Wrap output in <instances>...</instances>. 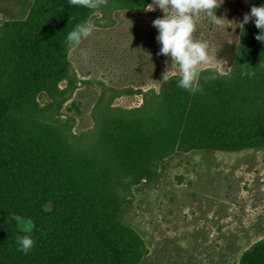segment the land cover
I'll return each mask as SVG.
<instances>
[{"label": "rangeland", "instance_id": "374dc122", "mask_svg": "<svg viewBox=\"0 0 264 264\" xmlns=\"http://www.w3.org/2000/svg\"><path fill=\"white\" fill-rule=\"evenodd\" d=\"M42 3L0 0V66L13 37L32 32L44 15ZM255 4L220 0L219 26L196 15L193 39L208 43L210 63L199 66L196 94L161 101L155 96L162 86L179 77L173 65L163 79L165 62L170 68L172 61L157 54L152 26L163 11L152 0L153 10L141 13L103 0L84 20L90 35L76 49L66 47L58 78L13 106L10 131L53 151L76 183L97 189L111 230L129 243L130 264H242L264 242V147L191 137L203 127L210 136L229 117L264 123V44L255 39L257 28L256 52L243 43L252 21L242 31L234 26ZM12 76L5 85L0 72L2 95L17 94ZM214 83L216 93H202ZM171 110L178 119L169 117ZM124 128L150 138L170 133L159 143L139 141L137 153L149 147L152 154L124 164L106 140L109 131Z\"/></svg>", "mask_w": 264, "mask_h": 264}, {"label": "trees", "instance_id": "16d2710c", "mask_svg": "<svg viewBox=\"0 0 264 264\" xmlns=\"http://www.w3.org/2000/svg\"><path fill=\"white\" fill-rule=\"evenodd\" d=\"M41 1L44 15L34 23L32 32L13 37L7 59L0 66L5 85L10 83L8 77L13 74L12 83L21 96L17 97L15 92L0 93V264H130L129 243L111 230L97 189L76 183L60 169V161L53 151L22 141L15 130L10 131L8 120L15 102L24 101L32 90L46 87L58 78L67 47L65 37L91 12L80 0ZM115 1L118 8L135 13H141L151 2ZM254 1L255 6L264 4V0ZM246 29L243 43L256 52L252 44L256 27L250 23ZM178 79L169 78L155 97L166 101L180 98L186 92L196 94L198 81L189 91L177 87ZM215 83L202 93H216L219 86ZM217 97L210 98L218 100ZM167 114L178 119L175 110ZM231 118L228 122L227 119L220 122L210 136L206 134L208 128L203 127L191 137L199 141L209 138L218 144L229 140L236 143L238 149L264 147V123L247 124ZM167 133L170 131H159L150 138L143 130L124 128L109 131L106 140L120 149L119 160L125 164L133 162L137 156L142 160L152 154L149 147L137 153L139 141L159 143V137ZM11 213L22 215L30 223L17 226L5 222ZM24 234L30 235L35 242L26 255L16 251V237ZM243 259L242 264H264V242L253 247Z\"/></svg>", "mask_w": 264, "mask_h": 264}, {"label": "clouds", "instance_id": "9594fccd", "mask_svg": "<svg viewBox=\"0 0 264 264\" xmlns=\"http://www.w3.org/2000/svg\"><path fill=\"white\" fill-rule=\"evenodd\" d=\"M102 2L103 0H80L83 6L90 9L98 8ZM219 4L220 0H152V5L164 13L163 17L152 21V26L158 33L156 41L159 45V52L157 54L169 57L172 61L170 68L165 62L166 71L163 79L169 76L172 66L175 65L179 75L177 87L189 91L194 89L196 81L200 78L199 66L210 63L208 43L193 39L194 19L198 13L203 12L206 17L210 18L212 24L219 26L222 18H218L215 14ZM152 5L146 7L152 11ZM249 21H252L259 30L255 39L264 44V4L252 6L250 11L243 15L242 21L234 26L240 27L242 31ZM91 31L92 27L87 21L77 23L65 37L66 46L76 49ZM5 222L14 223L17 226L30 223L18 213L8 214ZM34 243L30 235H18L16 251L26 255L33 248Z\"/></svg>", "mask_w": 264, "mask_h": 264}]
</instances>
